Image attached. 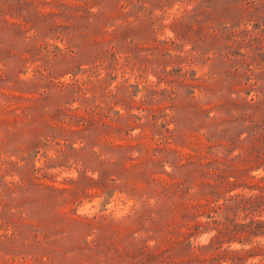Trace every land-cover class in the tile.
Listing matches in <instances>:
<instances>
[{
	"label": "rangeland",
	"instance_id": "1",
	"mask_svg": "<svg viewBox=\"0 0 264 264\" xmlns=\"http://www.w3.org/2000/svg\"><path fill=\"white\" fill-rule=\"evenodd\" d=\"M260 178L264 0H0V264H264Z\"/></svg>",
	"mask_w": 264,
	"mask_h": 264
},
{
	"label": "trees",
	"instance_id": "2",
	"mask_svg": "<svg viewBox=\"0 0 264 264\" xmlns=\"http://www.w3.org/2000/svg\"><path fill=\"white\" fill-rule=\"evenodd\" d=\"M260 168H261V166H259V167H254V169H256V171H257V170H260ZM260 179H261L262 181L264 180V178H260ZM238 197H239V195L236 196V197H231V200L234 199V198H238ZM231 200H230V201H231ZM251 224H252V225H256V226L259 225L258 223L256 224L254 220H252ZM216 239L221 240L220 237H217Z\"/></svg>",
	"mask_w": 264,
	"mask_h": 264
}]
</instances>
